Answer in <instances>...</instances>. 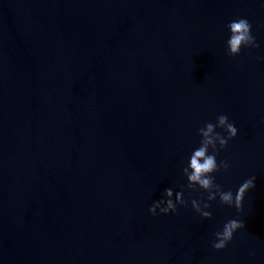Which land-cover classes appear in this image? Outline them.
<instances>
[{"label": "water", "instance_id": "obj_1", "mask_svg": "<svg viewBox=\"0 0 264 264\" xmlns=\"http://www.w3.org/2000/svg\"><path fill=\"white\" fill-rule=\"evenodd\" d=\"M237 17L262 47L230 57ZM258 56L260 0H0V264H264ZM220 114L239 135L217 182L257 177L244 212L217 201L211 220L190 203L153 216ZM237 217L247 227L215 250Z\"/></svg>", "mask_w": 264, "mask_h": 264}, {"label": "clouds", "instance_id": "obj_2", "mask_svg": "<svg viewBox=\"0 0 264 264\" xmlns=\"http://www.w3.org/2000/svg\"><path fill=\"white\" fill-rule=\"evenodd\" d=\"M264 4V0H260ZM225 39V51L230 57L240 56L246 49L251 54L253 49H260L253 34V25L246 17H237L227 23ZM264 62V56L256 57ZM239 135V128L227 114H220L215 121H209L198 129L199 143L193 147L182 167L183 176L187 183L181 190L168 187L162 197L155 200L149 211L153 216H169L179 214L181 207L191 208L203 219L211 220L214 202L221 205L234 207L237 212L243 213L248 194L256 188L257 177L252 175L246 178L236 190L226 189L222 183L217 182V174H227L232 169V163L228 159H221V152L226 150L230 142ZM191 197L186 199L185 193ZM199 193V198L193 196ZM206 194V195H205ZM246 223L240 219L232 218L223 223L216 230L211 246L217 251H223L234 241L236 234L246 228ZM250 255L255 256L254 250Z\"/></svg>", "mask_w": 264, "mask_h": 264}]
</instances>
